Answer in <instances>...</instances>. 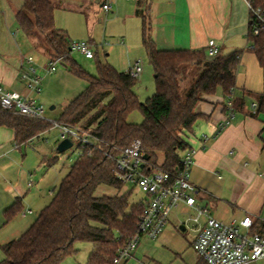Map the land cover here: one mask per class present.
<instances>
[{
	"label": "trees",
	"instance_id": "trees-1",
	"mask_svg": "<svg viewBox=\"0 0 264 264\" xmlns=\"http://www.w3.org/2000/svg\"><path fill=\"white\" fill-rule=\"evenodd\" d=\"M254 2L264 9V0ZM55 11L50 0H23L17 21L27 39L36 41L35 48L49 59L64 58L67 70L87 83L86 90L63 108L58 121L80 125L102 143L91 153L83 150L34 224L18 240L2 246L5 259L0 264H62L78 253L75 245L81 242L93 245L87 264H114L119 251L138 232L145 207L143 202L130 203L133 189L123 191L126 185L114 174V159L140 140L150 164L176 175L183 156L192 149L187 134L203 118L196 113L198 104L219 89L231 95L239 54L209 58L206 51H161L143 17V46L154 71L156 92L142 103L134 92L138 79L130 71L119 72L100 61L96 77L82 70L71 57L68 36L56 29ZM249 37L264 67V32L255 36L251 25ZM188 66L202 70L183 93L182 75ZM136 111L143 117L141 124L129 121ZM257 113H264V94L258 97ZM0 127L11 129L17 145H24L52 126L44 120L0 112ZM102 187L118 194L98 195ZM22 212V203L17 201L4 212L5 223Z\"/></svg>",
	"mask_w": 264,
	"mask_h": 264
},
{
	"label": "crops",
	"instance_id": "crops-1",
	"mask_svg": "<svg viewBox=\"0 0 264 264\" xmlns=\"http://www.w3.org/2000/svg\"><path fill=\"white\" fill-rule=\"evenodd\" d=\"M50 1L56 6V29L66 33L71 42L85 41L84 38L72 40L74 24L86 23L89 26L92 23L94 28L100 24L106 45L89 41L96 47V56L100 48L104 49L110 45L113 48L123 49L130 55L129 66L120 68L119 72L130 71L135 61L142 59L144 70L139 78L140 82L146 79L151 70L154 73L150 62L146 67L147 61H144V56L147 54L143 46V17H147L151 38L157 49L161 51L207 52L209 42L214 41L221 55L239 54L233 95L235 114L232 123L220 135L214 137L228 113L227 102L230 96L225 95L222 89L212 96H203L196 108V113L203 118L187 134L189 145L197 151L190 180L196 188L194 197L197 205L207 208L213 218L223 223L237 224L250 218L253 222L252 232L263 233L264 113H257L253 105H258V97L264 94V67L250 41L251 19L246 1ZM105 5L111 7L110 12L104 10ZM22 6L23 0H0V85L11 92L33 98L38 96L29 92L21 80V74L29 66L26 59L33 56V53H38L47 62L49 58L42 50H36L35 41L27 39L20 29L17 13ZM36 63L38 70L41 69L46 73V79L43 78V81L46 82L56 73H48L47 66L42 65L41 59L36 60ZM136 87L134 92L138 97ZM56 109L55 107L54 110ZM202 135L210 138L206 149H201ZM35 141L36 139H33L28 144H33ZM28 144L17 145L14 132L9 128L0 127V209L5 212L20 201L23 207V212L20 214L22 219L30 216L23 218V213L32 211L30 208L24 210V205L26 206L24 201L35 186L32 173L34 168L27 165L29 154L26 148L28 146L36 148L37 145ZM32 160L35 161L34 167L38 165L37 170L48 161L45 156L36 157L35 153L32 155ZM53 160L49 162L50 165ZM50 195L53 197V193ZM145 198L141 202L148 200V197ZM33 214L32 211L31 215ZM193 214L191 208L181 204L171 213L162 236L156 241L143 239L133 257L121 264H136V262L156 264L149 258V249L156 247L155 242L175 234L177 229L194 236L193 241L190 242V247L193 249L196 233L189 231L185 226L187 217ZM182 217L185 218L184 223L180 222ZM183 227L185 231H182ZM164 242L166 238L163 239L162 244ZM3 257L0 263L5 259L4 253ZM198 264L205 263L200 259Z\"/></svg>",
	"mask_w": 264,
	"mask_h": 264
},
{
	"label": "built area",
	"instance_id": "built-area-1",
	"mask_svg": "<svg viewBox=\"0 0 264 264\" xmlns=\"http://www.w3.org/2000/svg\"><path fill=\"white\" fill-rule=\"evenodd\" d=\"M250 12L251 25L255 36L264 32V9L256 6L254 0H245ZM110 12L109 5L104 6ZM106 45V43H104ZM96 47L87 41L71 42L70 52L79 53L88 60L96 57ZM220 54L219 47L214 41L209 42L207 55L214 58ZM64 58L48 59V73H55ZM29 65L21 74V80L26 89L35 96L42 92L43 78L38 75V65L33 56L26 59ZM144 62L142 59L135 61L131 75L138 79L143 74ZM234 91L227 102V116L219 125L214 137L225 130L233 121L235 107L233 102ZM256 110L258 105H253ZM0 112L11 115L44 120L45 108L35 98L24 97L20 93L11 92L0 85ZM50 122V121H48ZM59 130L61 142L70 140L78 146V157L83 155L84 149L90 153L102 143L90 131L82 126H72L62 122H50ZM201 149H206L210 138L201 137ZM197 151L191 149L182 158V165L176 175L153 166L145 159L143 143L133 141L128 147L120 151L114 159V174L125 185L140 190L148 197L144 203V211L136 235L122 248L114 264H121L133 257L143 239L158 240L165 232L171 213L181 204L194 211L186 219V228L196 233L193 250L205 264H264V233L252 232V219L246 218L240 224L223 223L210 215L207 208L198 206L194 197L196 188L190 177L194 166ZM32 211L23 213V218L31 215ZM148 264V263H142Z\"/></svg>",
	"mask_w": 264,
	"mask_h": 264
},
{
	"label": "rangeland",
	"instance_id": "rangeland-1",
	"mask_svg": "<svg viewBox=\"0 0 264 264\" xmlns=\"http://www.w3.org/2000/svg\"><path fill=\"white\" fill-rule=\"evenodd\" d=\"M65 24H67V22H65ZM72 29V40L76 41L77 39L75 38H84L87 42L93 41L98 45H101V43H103L102 46H105L103 41V31L102 28H100V24H98V26L94 28L92 23H90L89 26H87L86 23H82V25L79 23L74 24ZM119 48L120 47L113 48L111 45L105 47L104 49L100 48V50H98V57L94 60H87L84 56L79 53H72L71 57L75 60V62H77V64L82 68V70H84L91 76L96 77L98 74V61L103 63L107 61L109 64L117 68V70H120V68H125L126 65L128 68L130 55L123 49ZM35 49L40 50L38 48ZM96 52L97 50L95 49V53ZM107 55L108 57H106ZM33 56L37 61L41 59L42 65H47V61L42 59L38 53H33ZM144 57V61H147V67L150 64L147 56ZM200 70H202V68L197 66H188L185 68L182 75L183 93H185L190 88L192 82L196 80L200 73ZM38 75L46 79V73L43 70L39 69ZM55 76L57 78H55ZM86 88L87 83L85 81L70 73L65 67V65L60 64L58 66L57 72L50 76V79H47L46 82L45 80L43 81L41 95L33 98H35L40 105L44 106L45 118L48 121L58 122L64 106H66L73 98H76L82 92H84ZM136 91L139 100L142 103L146 102L155 94L156 86L154 81V73L152 72V70L145 80H143L142 82L138 80ZM52 106H55L57 109L51 111L50 109ZM129 121L134 124H141L143 122V117L140 112L136 111L130 115ZM51 126L53 127L52 124ZM52 127L47 132L43 133L44 135L42 134L43 136L41 138H39L41 135L35 137L34 139H36V141L33 144H28L29 142L26 143L28 145H37V149L33 146H28L26 148V152L29 154L27 165L29 167L34 168V171L32 173L34 177L35 186L32 189V193H30L25 198L26 201H24V204L26 203V206L24 205V210L30 208L32 209L34 214L28 216L27 219H22L20 215H18L13 221L6 224L4 212L0 209V261L2 260V258H4L2 246L14 240H18L20 236L24 232H26V230H28L30 226L34 224V222L38 219L44 208L52 202L54 195H56V193L58 192L62 179L68 174L70 168L78 160L77 145H75L72 149L63 154L57 152V147L61 143L60 134L58 129ZM33 153H35L36 157H39L41 155L45 156L48 159L47 163H45V165H43L40 170H37L38 165L34 167L35 159L32 160ZM53 158L56 159V161L54 162V164L50 165L49 162L53 160ZM42 160H44V158ZM131 189H133L132 197L130 199L131 204L136 205L144 200L146 195L143 194L140 190L134 189L129 185H126L123 191H130ZM50 193H53V197L52 195H50ZM97 194L114 196L117 195L118 192L114 189L102 187L98 190ZM180 220L181 223H184L185 218L182 217V219ZM165 238L166 242L162 244L163 239ZM163 239L155 242L157 243L156 247L149 249V258L152 259L154 263H199V256L190 247V242H192L194 239V236L192 234L188 235L187 232L183 233L179 229H177V232L175 234H172L168 237H164ZM75 247L78 249V253L75 256L69 257V259L67 258L63 262L64 264L87 263L93 245L90 243L81 242L77 243Z\"/></svg>",
	"mask_w": 264,
	"mask_h": 264
},
{
	"label": "water",
	"instance_id": "water-1",
	"mask_svg": "<svg viewBox=\"0 0 264 264\" xmlns=\"http://www.w3.org/2000/svg\"><path fill=\"white\" fill-rule=\"evenodd\" d=\"M54 109L55 107H52L50 110L53 111ZM72 148H73V143L70 140H64L58 145L57 151L58 153L63 154ZM145 159L147 160V157H145ZM182 231H185L184 227L182 228Z\"/></svg>",
	"mask_w": 264,
	"mask_h": 264
}]
</instances>
